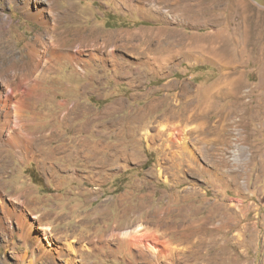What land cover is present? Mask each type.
<instances>
[{
	"label": "rangeland",
	"instance_id": "1",
	"mask_svg": "<svg viewBox=\"0 0 264 264\" xmlns=\"http://www.w3.org/2000/svg\"><path fill=\"white\" fill-rule=\"evenodd\" d=\"M20 1L0 0L3 18L0 34L5 33L0 35V47L7 57L21 53L24 43L42 29L18 9ZM263 1L205 0L198 5L199 0H126L124 5L118 6L115 0H74L73 27L121 32L125 41L118 42L114 55L121 57L124 65L129 64V71L139 67L144 77L130 85L126 79L114 78L112 62L94 61L87 74L76 72L70 63L61 64L45 85L46 104L40 103L36 110L48 114V123L31 131L47 145L37 151L33 145L29 152L33 160L25 154L16 156L10 148L0 154V188L7 193L15 190L16 195L30 188L32 192L23 194L22 199L33 214L44 218L42 224L50 225L54 236L61 238L67 234L68 240L74 241L76 263H71L67 255L41 258V261L32 256L35 264H264ZM61 6H68L67 0ZM9 20L12 24L7 28ZM197 40H202V48L208 50L205 51L211 58L201 56L202 59L196 60V53L185 54L186 48ZM125 42L127 49L121 46ZM137 43L141 47L135 54L130 45ZM156 43L171 52L166 65L152 72L142 62L156 55ZM89 76L94 77L91 88L94 92L82 94ZM218 80L229 84L219 85V88L216 85L219 91L233 92L221 97L208 94V88ZM161 82L170 87L178 83L190 85L189 113H193L195 105H205L201 120L193 118L189 123L181 122L188 124L187 130L178 136L183 145L164 149V154L170 151L178 157L170 170L164 168L169 161L161 160L163 147L160 148L159 140L148 143L144 139L139 147L140 162L119 159L103 180L80 172L81 161L72 159L68 163L66 158L55 163L76 169L78 175L73 176L56 164L54 169L42 172L38 162L42 160L41 155L48 152L49 146L64 143L62 138H54L56 131H65L64 138H67L77 129L79 116H75L73 127L57 126L59 118L70 113L75 103H87L92 108L88 114L93 117L91 139H104L109 145L131 141V138L137 140L141 133L137 127L134 136H130L127 125L124 128L101 125L123 113L103 114L102 111L118 98L135 110L142 106L141 100L132 98H140L148 91L151 96L155 95L154 87ZM178 91L177 87L167 90L169 94ZM207 103H212V107L207 108ZM202 109L195 111L202 112ZM235 123L242 132L244 150L240 153L231 147ZM152 129L155 130L151 127L149 133H153ZM176 129L184 127L178 124ZM169 135L173 136L170 132ZM197 139L202 143H196ZM221 150L226 163L216 155ZM178 180L182 183L177 184ZM20 185L22 189L17 190ZM124 194L127 200L121 201L120 196ZM141 204H144L142 210ZM76 206L77 210L71 212ZM138 218L141 222L147 220L136 229ZM80 231L85 233L82 238ZM126 231L128 235L124 236ZM111 232L118 238L111 237ZM129 235L140 237L141 245L116 252L118 241L127 240ZM10 243L11 249L0 242V264H28L30 245L17 233L10 238ZM162 247L166 250L161 252ZM25 252L24 261L15 258L16 253Z\"/></svg>",
	"mask_w": 264,
	"mask_h": 264
},
{
	"label": "bare ground",
	"instance_id": "2",
	"mask_svg": "<svg viewBox=\"0 0 264 264\" xmlns=\"http://www.w3.org/2000/svg\"><path fill=\"white\" fill-rule=\"evenodd\" d=\"M64 1L21 0L20 3H17L18 9L27 18L41 26L42 29L35 33L32 40H27L24 43L21 53L14 57H7L6 52L0 47V154L6 152L8 148H10L16 156L20 157L25 154L24 156H26V158L30 156L32 159V155H29V152L32 151L33 145L36 148L35 151L39 148L41 149L45 144L47 145V143L40 139V137L34 135L31 131L44 127L48 123V120H46L48 119V114L36 112V110L40 103L46 104L45 98H48V94L46 93L45 85L48 80L52 78V75L58 72V68L61 64L70 63L76 72H82L84 74L91 68L92 62L94 61H99L103 64L112 62L115 71L114 78L118 81L126 79L127 83L130 85H132L134 80H139L144 77V72L140 70L139 67L129 71V64L127 66L124 65V61H122L121 57H118V55L115 56L114 50L118 46V42L125 41L121 32H104L95 28H74L73 23L76 18L75 2L74 0H67L68 6L62 7L61 4ZM115 1L118 6L124 5L126 2V0ZM204 2L205 0H199L197 4L200 5ZM2 20L3 18L0 15V21L2 22ZM11 24L12 20H9L7 28L11 26ZM5 32H8V29H6ZM4 34L5 33H1L0 35ZM126 43L127 42L121 45L125 49L128 48ZM140 47V43L130 45V50L132 53L136 54V51L138 52ZM202 47V40H197L196 43L186 48L185 54L196 53L194 55L196 60L202 59L201 56L211 58L208 52H206L208 50ZM118 49L119 48H117V50ZM154 49L156 50V55L152 58L147 56L148 59L142 62L148 66L152 72H156L161 66L166 65L171 52L165 46H161L157 43ZM128 52H130L129 49ZM93 85L94 77L89 76L88 81L82 87V94L94 92V90H91ZM219 85L225 86L229 84L227 82H218V88ZM53 93H55V90H53ZM206 95L207 93H205L204 96ZM65 101L66 100L60 101L59 104L62 105ZM122 104V100H117L111 106L106 107L104 112H110L112 109L120 107ZM199 108L200 106L198 105L195 110ZM70 110H72L70 113L68 112V114L63 115L64 117L59 118L61 124L59 122L57 126L59 127L63 124L66 128L67 126L73 127L75 116H79L80 122L77 125V129L73 132L71 137L67 138H64L66 135L65 131H56L54 138L57 140L62 138L64 143L62 142L52 147L47 146L48 152L41 155L42 160L38 158L40 160L38 162H40L42 172L46 173L47 170L54 169L56 164L63 167L65 170H69L71 175H78L76 169L69 168L68 165L62 166L58 162L55 163L56 160L66 158L68 163L72 162V159L75 162L81 161V167L83 169H80V172L89 173V175L92 174L95 179L103 180L110 175L108 170L117 160L140 161L142 156L134 138H131V141H121L120 144L116 145L111 143V146L104 139H91L89 133L91 126H93V117L92 115H88L92 112V108L88 104L77 102ZM69 114H72V116H69ZM141 121L142 117L136 115L130 117L126 121L117 119L111 123L120 128H124V126L127 125L126 128L130 129L132 132H130V136H133L135 124L141 123ZM108 123H106V127H108ZM128 126L131 128H128ZM170 126L167 125L165 131L170 130ZM171 132L170 134H172L175 139V131ZM97 134L100 135V132L97 131ZM173 157L174 153L169 151L165 153L161 159L172 161L171 159H173ZM89 169L90 171H88ZM20 189H22L21 185L17 187V190ZM22 192L23 193L16 195L15 190L7 193L5 189H2V187L0 188V242L11 249L10 238L17 233L20 238L31 247V259L28 261V264L36 263L32 256H35L36 259H40L41 261V258L55 259L56 257L59 258V256L65 255L70 257L69 261L71 263H76L77 254L74 249V241H69L67 234L61 238L54 236L52 234L53 228L50 225L44 226L42 224L44 218L34 215L26 200L22 199L23 194L32 192L31 189L25 188ZM120 200H127V195H121ZM143 205L141 204L139 206L141 210L143 209ZM76 210L77 206L71 208V212H75ZM123 212L126 213V209H124ZM145 220L143 219L142 222ZM142 222L140 218L136 219V229L139 225H142L140 224ZM110 235L111 237L118 238V236L112 232ZM126 235H128V232L124 236ZM148 235L146 234L145 237H148ZM79 236L82 238L85 236V233L80 231ZM157 238L158 237H156V239ZM141 242L142 239L134 235L128 237L127 240H123L122 238L117 243L116 252H126V250L130 249L132 246H136ZM153 242H156V240ZM166 245L164 246L166 247ZM146 249H148V247ZM166 249L168 250V247H166ZM166 249L162 247L160 251L162 252ZM18 253H16L15 258H17L18 261H24L27 252L22 255ZM164 256L166 255L164 254Z\"/></svg>",
	"mask_w": 264,
	"mask_h": 264
},
{
	"label": "crops",
	"instance_id": "3",
	"mask_svg": "<svg viewBox=\"0 0 264 264\" xmlns=\"http://www.w3.org/2000/svg\"><path fill=\"white\" fill-rule=\"evenodd\" d=\"M219 81L220 80H218L217 82H214L212 84V86L210 88H208V90L206 92H208L209 90L212 89L211 90V95L212 96H216V97H221V95L230 94V93L233 92V90L230 91V90H227V89L225 90V89H222V88H221L222 91L220 90L221 91L220 92L218 90V88L215 87L218 84ZM189 86L190 85H188L186 83H178V84H175V86L172 85L170 87V86H166V82H161V84H159L158 86L154 87V89H157L156 91L152 92L155 95L151 96L150 95L151 92L148 91L145 94H142V97H140V98H132V96H131V98L133 100H136V99L137 100H141V105L142 106L137 107L135 110L134 109H129L128 104L126 105L125 102L121 98H118V100H122L123 101V104L120 107L112 109L110 112L109 111L108 112H104V109H105L104 108L102 113L103 112H104L103 114H105V113L106 114L123 113L124 115L117 116V117L115 116L112 119H114V120L123 119L125 121L128 120L130 117H134L136 115H140L142 117L141 123L135 124L136 125L135 127H137L141 131L140 136L138 138L139 140L135 139L137 146L140 147L144 139H146V141L148 143L158 139L159 142H160L159 143L160 148L163 147V152H162V155H161L163 157L164 149L167 146H170V149H171V146L172 147L176 146L177 148H179V147H181L183 145V144L180 143L178 135L179 134L181 135V133H179V132H183V130H185V131L187 130V129H185L186 127H188L187 123L192 121L193 118H198V119L201 120V117H202L201 115H202V113L204 111V108H205L204 104H200L199 105L200 108L203 107L202 112L195 111V108H196V106H198V104L194 106V109H192L193 113H189L188 112V110H189V108H190V106L192 104L191 103V98H192L191 94L192 93L190 92V87ZM176 87L179 89L178 92L173 93V94H169L167 92L168 89L176 88ZM233 87H234V84H233ZM160 90H163V92L159 93ZM158 93L160 95H158ZM205 93H204V95H205ZM218 93H220V94L218 95ZM147 96H149V97H147ZM145 97H147V99H146V101L143 102ZM116 101H117V99H115L113 102H111V104L108 105V106H111ZM128 103H129V101H128ZM206 106H207V108H210V107H212V103H207ZM126 110H129V111H127V113H126ZM98 115H101V112L98 113ZM102 117H103V115H102ZM114 120H112V121H114ZM183 120H185L187 123L186 124H181V122ZM147 121H150V122L147 124L146 123ZM111 122H110L109 125L116 127V125L111 123ZM178 122H180V123H178ZM201 122H203V121H201ZM103 123H102L103 126H107L106 122H103ZM146 124H147L148 128L146 127ZM178 124H179V126L184 127V129L177 130L176 128H177ZM167 125H169V126L171 125L170 126V130L165 131V128L167 127ZM202 125H203V123L200 126H202ZM151 127H153L155 129V130L152 129L153 133H149V130L151 129ZM214 130H216V129L214 128ZM144 131H145V133H144ZM171 131H173V132L175 131V135H176L175 139L173 138L174 136H170L169 135V132L171 133ZM142 133H144L145 135L147 134V135L146 136L142 135ZM133 136H134V134H133ZM173 143L175 145H173ZM196 143H202V140L201 139H197ZM182 155H184V154H182ZM182 155H181V158L179 157L180 160L183 159ZM216 155L219 156L220 160H222L223 162L226 163V160L224 158L225 154H224V152L222 150L218 154L216 153ZM173 158L174 159H172V161H169V163L166 164V166L164 167L165 170L166 169L170 170L173 167V165H174L173 164L174 160L177 159L178 157H177V155L174 154ZM186 159H187V157H186ZM161 160H163V159H161ZM138 162H140V161H138ZM175 162H176V160H175ZM179 162H181V161H179ZM177 166H180V165L178 164ZM172 175L175 176V174H172ZM176 183L177 184L178 183H182V181L178 180V181H176ZM187 198H188V196L185 197V200Z\"/></svg>",
	"mask_w": 264,
	"mask_h": 264
},
{
	"label": "built area",
	"instance_id": "4",
	"mask_svg": "<svg viewBox=\"0 0 264 264\" xmlns=\"http://www.w3.org/2000/svg\"><path fill=\"white\" fill-rule=\"evenodd\" d=\"M232 135H231V147L234 149V152H241L244 150V147L242 146V138H241V130L238 127V125L235 123V125L232 128Z\"/></svg>",
	"mask_w": 264,
	"mask_h": 264
},
{
	"label": "water",
	"instance_id": "5",
	"mask_svg": "<svg viewBox=\"0 0 264 264\" xmlns=\"http://www.w3.org/2000/svg\"><path fill=\"white\" fill-rule=\"evenodd\" d=\"M256 1V0H255ZM264 2V1H263Z\"/></svg>",
	"mask_w": 264,
	"mask_h": 264
}]
</instances>
